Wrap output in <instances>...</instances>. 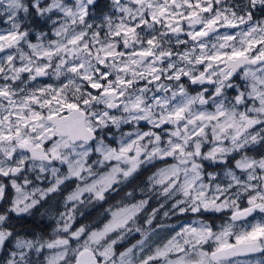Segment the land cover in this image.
<instances>
[{
    "label": "clouds",
    "instance_id": "obj_1",
    "mask_svg": "<svg viewBox=\"0 0 264 264\" xmlns=\"http://www.w3.org/2000/svg\"><path fill=\"white\" fill-rule=\"evenodd\" d=\"M0 264H264V0H0Z\"/></svg>",
    "mask_w": 264,
    "mask_h": 264
}]
</instances>
